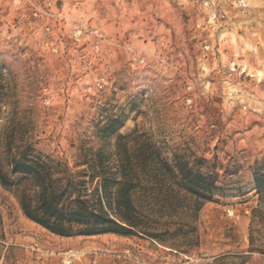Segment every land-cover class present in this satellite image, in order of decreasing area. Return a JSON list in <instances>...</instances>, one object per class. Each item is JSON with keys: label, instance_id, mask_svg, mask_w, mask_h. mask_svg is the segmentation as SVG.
<instances>
[{"label": "rangeland", "instance_id": "rangeland-1", "mask_svg": "<svg viewBox=\"0 0 264 264\" xmlns=\"http://www.w3.org/2000/svg\"><path fill=\"white\" fill-rule=\"evenodd\" d=\"M6 139L73 171L146 143L206 180L151 166L129 236L54 234L0 186V264H264V0H0L4 170Z\"/></svg>", "mask_w": 264, "mask_h": 264}, {"label": "trees", "instance_id": "trees-1", "mask_svg": "<svg viewBox=\"0 0 264 264\" xmlns=\"http://www.w3.org/2000/svg\"><path fill=\"white\" fill-rule=\"evenodd\" d=\"M10 140L5 141L7 170L0 162V186L14 196L25 217L60 236L150 235L140 217L154 199L151 166L173 179L177 195L198 194L206 180L192 171H167L166 159L146 143L118 141L116 158L109 161L101 149L84 153L86 167L73 171L27 148L12 153ZM255 184L264 206V175H256Z\"/></svg>", "mask_w": 264, "mask_h": 264}]
</instances>
